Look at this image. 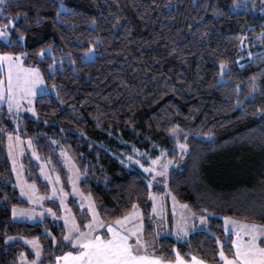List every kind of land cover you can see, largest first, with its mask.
Segmentation results:
<instances>
[{"label": "trees", "instance_id": "obj_1", "mask_svg": "<svg viewBox=\"0 0 264 264\" xmlns=\"http://www.w3.org/2000/svg\"><path fill=\"white\" fill-rule=\"evenodd\" d=\"M237 2L4 0L0 5V25L15 21L0 50L26 53L24 60L38 65L59 93L37 96L36 112L22 116L20 135L31 137L40 158L63 176L67 171L56 147L70 149L85 172L81 187L104 220L137 203L145 235H152L149 179L118 154L135 146L151 155L162 148L177 158L179 139L188 144L184 166L171 169L167 187L198 214H207L209 228L184 240L159 236L156 255L167 259L179 250L185 259L191 254L220 264L214 253L221 245L232 251L222 216L264 223V36L249 49L241 46V37L244 42L247 34L264 31V13L234 11ZM48 45L51 50L38 55ZM91 47L95 58L85 61ZM221 61L227 62L223 74ZM176 125L179 139L169 131ZM14 130L8 119L0 124V264H23L20 253L35 258L21 237H37L39 264H53L55 256L73 250L62 242L63 221L12 215L14 205L26 204L5 148L6 135ZM24 170L46 188L39 163L28 153ZM74 203L77 218L86 216ZM49 204L59 210L58 203Z\"/></svg>", "mask_w": 264, "mask_h": 264}, {"label": "snow or ice", "instance_id": "obj_2", "mask_svg": "<svg viewBox=\"0 0 264 264\" xmlns=\"http://www.w3.org/2000/svg\"><path fill=\"white\" fill-rule=\"evenodd\" d=\"M4 4V0H0V5ZM15 21L9 20L8 24L0 25V37H8L9 33L7 28L14 27ZM19 39H23V36H19ZM241 46H243V38L241 37ZM47 49L51 50V45L47 46ZM46 54L45 48L39 49L38 55L43 56ZM26 53H0V106L5 103L7 105L8 113L17 120L20 111L23 107V102L26 101L29 110L33 113L36 112L34 107V100L37 95L47 94L50 90L45 82L43 73L39 68L25 66L23 63V57ZM251 57L253 53L249 52ZM56 63L53 59V65ZM53 65H48L50 69ZM227 62H220L221 74L225 71ZM253 90H255V81L253 80ZM56 85L51 86V90H54ZM59 95V93H56ZM239 103V102H238ZM264 111V109H260ZM17 127L19 124L17 123ZM175 135H178L179 126L176 125L169 129ZM8 153L13 157V169L16 170L18 166L16 155L22 153L24 147L21 141V137L18 134L9 132L8 134ZM187 139V137H185ZM28 146L32 147V138H28ZM181 149H187V143L179 144ZM167 150H161V154L158 157L150 158L151 163L147 166L141 164L145 172L152 175L153 179L156 176L161 177V183H167L164 177L167 176L168 165L173 161L171 159L162 158L166 156ZM63 156L67 157V161L70 163V167L76 172V177L73 179V191L81 195L82 198L87 199V209L85 213H91V218L86 219L83 229L80 223H78L74 216L66 214L64 216V230L62 232V242L73 247L74 250L65 251L62 255L55 256V264H209L207 260L197 258L195 255L186 254L190 256V259H185L179 252L175 250L174 258L167 259L163 256L156 255V249L153 246L154 240L149 241L144 238L145 228L143 221V212L141 211L137 203H132L130 210L124 212L123 215L116 216L114 219L108 221L104 220L98 209L95 207V201L92 198L91 193L87 196L83 193H79L76 188L75 180L82 175L78 169L75 168L74 162H71V158L68 154L61 150ZM146 154V153H145ZM32 155H36L33 151ZM37 159H40L37 156ZM135 157L130 156L129 160H133ZM140 163L139 161H136ZM44 161H41V165ZM159 166V168L157 167ZM40 171L45 174L48 180L55 179L59 181V175L54 178L47 173L46 169L41 166ZM18 181L21 180L20 173L17 172ZM153 180H148L147 185L151 188ZM21 194L27 196L30 200L38 202L43 197L36 195V185L32 184H20ZM170 191V190H169ZM52 196H60L61 204L64 203V197L67 193L63 192L61 187L57 191L56 185L53 184ZM149 196L152 197L153 206L152 212L159 215H163L162 205L159 204L157 195L149 192ZM175 202V197H173ZM83 208L84 206L81 205ZM181 207L186 208L187 205ZM51 212V209H48ZM204 211H207L205 209ZM28 215L31 216V209H17L16 206L12 208V215ZM55 216V213H52ZM183 215V214H182ZM194 215V214H192ZM200 221L206 222V216H200ZM225 227L224 231L230 235H235V239L227 241L232 249L231 255L224 251L223 245H221L218 253H214V256L218 255L221 264H264V223H255L240 221L230 217H224ZM192 228L196 225L192 224ZM177 236L187 235L189 230L186 220L177 221ZM247 237V239L245 238ZM6 240H13L14 237H5ZM27 244L31 245L35 252V258L28 262V264H39L42 255V245L37 237L28 239L27 237H21ZM53 244L56 243L55 237H53ZM219 244L220 241L217 240ZM21 260H26L24 253H20Z\"/></svg>", "mask_w": 264, "mask_h": 264}, {"label": "rangeland", "instance_id": "obj_3", "mask_svg": "<svg viewBox=\"0 0 264 264\" xmlns=\"http://www.w3.org/2000/svg\"><path fill=\"white\" fill-rule=\"evenodd\" d=\"M239 10H251L255 13H264V0H261V1L260 0H238V2L234 5V11H239ZM6 24H8V23L1 24V25H6ZM10 28L6 29V31L9 33V36H10V31H11ZM9 36L8 37H0V43L1 42H9V40H10ZM263 36H264V31H260V32L254 31L252 35L247 34L245 37V40L243 42L244 43L243 48L249 49L251 47L252 43H255L258 39L262 38ZM46 51L49 52L48 49H46ZM0 53H5V52H2L0 50ZM248 53H249V51H248ZM94 58H95V51H94L93 47H91L90 50H88L86 52V56H85L84 60L88 61V60H93ZM23 63L25 66H31V67L39 68L38 65H35L33 63H27L24 60V57H23ZM40 71H41V69H40ZM48 87L50 89L48 91V93H56V88L54 90H51V86L48 85ZM38 95H40V94H38ZM35 101H36V99L34 100V107H35ZM26 114H31V115L34 114L33 112H31L29 110V107H28L26 101L23 102V107L20 111V114H19V117L17 120H14L13 117L8 113L6 103L3 106H0V124L1 123L3 124L4 119H8L11 122V124L15 127V130L12 133L18 134L21 137V141H22V144L24 147V151L22 153H17V155H16L17 164H18V166L22 165V167H17V169L14 170L13 169V163H12L13 157L10 156L8 153V135H6L5 148H6V152H7V155L9 157V160L11 162V167H12V171H13L15 185L19 191L21 198H23L25 203H26L25 205L24 204H17L14 206H16L17 209H31L32 213H33L31 216L18 214L17 216H15V217L13 216V217L15 219H25L28 221H36L39 219L40 220L43 219V217L47 216V215L53 216L52 213H55V216L56 217L58 216L59 219L62 220L64 223V216L66 214H68V215L74 216L76 221L78 223H80L81 228L83 229L84 222L87 219L85 217L87 216L88 219H90L91 213L88 212L86 216L81 215L80 218H77V216L74 213V210H73L74 208H73V205L71 204V200H73L76 204H79L80 209L83 210V212H84L85 209H87V199L82 198L81 195H79L77 192L73 191V179H75V177H76V172L74 171V169L72 167H70V163L66 162L67 157L62 155L61 150H63L64 152H66L68 154V157L71 158V162H74L75 168L78 169L79 172L82 174L79 176L78 179L75 180V184H76V188L78 189V192L83 193L86 197L87 193H85V191L81 187V181L85 177V172L83 171L81 166L78 164L79 162H77L76 158L74 157V155L70 151V149L68 147L62 145V144L61 145L58 144L56 148L58 149V152L61 156L60 160L62 159L61 162H62V164H64V166L66 168V171H67L66 175L63 176L61 174V172H59L56 168H54V166L48 160L46 161L45 159H41V158L37 159V156H39V154L37 153V150L34 147L33 141H32V147H29L28 146V138H23L20 135V133H21L20 130H21V126H22L21 125L22 124V116L26 115ZM17 123L19 124V127H17ZM180 133H181V131L179 130L178 135H175V137L177 139H179ZM180 143H186V142L179 139V141H178L179 156L177 158L169 157L167 155V152H166V156L162 158V162L164 159H171L173 161L171 164L168 165L167 176L164 177V179L166 181H168V177H169V173H170L171 169L182 168L184 166L188 148L187 149H181L179 146ZM159 150L160 151L157 155H151V152H149V150H143V149H140V148L133 146V147H131L130 150L122 151L121 153L118 154V156L120 157L121 161L124 164L141 169L143 171V173L148 177L149 180H153V183L151 186V193H154L157 195L159 204L162 205V208H163V215L161 216L157 213L152 212V217L154 218V227H153L154 233L152 235H149V236L145 235V233H144V238L146 240H149V241L154 240V242H155L153 245L154 247H156L157 239L161 235H172L174 238H176L178 240H182V239L184 240V239H187L192 233H194L197 230H201V229L204 230V229L209 228V218H208L207 214H198L194 209H192L187 204L183 203L177 197H175L168 190L167 183L165 184V183L160 182L161 181L160 176H156V178L153 179L152 175L145 172L144 168H142L140 166L141 164H143L145 166L150 164L151 163L150 158L154 159L155 157L160 156L161 150H165V149L159 148ZM33 151L36 152V155H32ZM27 153L30 156H32L33 159H35L39 163V170H38L39 174L38 175L42 178L43 182L46 184V188L44 190H41L38 187L36 182L29 180L26 173H25L24 157ZM130 156L135 157V159L129 160ZM41 161H44L43 165H41ZM136 161H139L140 163H137ZM41 166H43L46 169L47 173L50 174L53 178L58 174L59 175V181H56L55 179L48 180L46 178L45 174L40 171ZM157 167L159 168V166H157ZM17 172L20 173V177H21V180H19V181L17 179ZM33 182L36 185V195L38 197H43V199L38 201V202L32 201L27 196L21 194L20 184L21 183L32 184ZM53 184L56 185L57 191H59L60 188L62 187L63 192L67 193V195L64 197V203L63 204H61V202H60V196H52L51 195ZM173 197H175V202L173 201ZM51 201L58 203V207H59L58 211L59 212L54 209L52 204H49ZM151 201H152V197H151ZM81 205H83L84 207L82 208ZM182 205H187V207L186 208L181 207ZM152 206H153V201H152ZM95 207L98 209L96 202H95ZM48 209H51L52 211L49 212ZM151 209H152V207H151ZM169 209H170L171 214L169 213ZM98 211H99V209H98ZM141 211H142V209H141ZM99 213H100V211H99ZM192 214H194V215H192ZM100 215H101V213H100ZM200 216H206V218H207L206 222L202 223L199 219ZM224 217H230V218H234V219H237L240 221L262 223V222H258V221H252V220L239 218L236 216L224 215V216H222L224 227H225ZM84 218H85V220L82 221ZM181 219L187 221V226H188L189 230L187 232V235L182 234L180 236H177V232H178L177 221H179ZM143 221H144V228H145L144 214H143ZM192 224H195L196 227L192 228L191 227ZM227 234H229V233H227ZM231 236H232V239L236 238L235 235H231ZM245 238L247 239V237H245ZM28 239H32V238H28ZM24 242L27 244V242L25 240H24ZM40 244H41V242H40ZM27 245L32 249L31 245H29V244H27ZM32 251L34 252L33 249H32ZM227 254H229V253H227ZM229 255H231V254H229ZM197 258H200V257H197ZM29 261L30 260L26 257V260H21V263L28 264ZM53 264H55V263H53ZM209 264H212V263L209 262ZM220 264H221V262H220Z\"/></svg>", "mask_w": 264, "mask_h": 264}, {"label": "crops", "instance_id": "obj_4", "mask_svg": "<svg viewBox=\"0 0 264 264\" xmlns=\"http://www.w3.org/2000/svg\"><path fill=\"white\" fill-rule=\"evenodd\" d=\"M169 213H170V209H169ZM171 214V213H170ZM183 240V239H182Z\"/></svg>", "mask_w": 264, "mask_h": 264}]
</instances>
